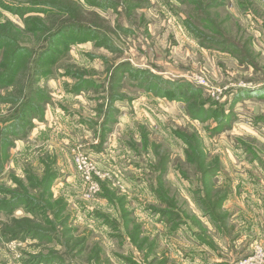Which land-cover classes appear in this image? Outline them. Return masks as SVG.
I'll return each mask as SVG.
<instances>
[{
    "label": "rangeland",
    "instance_id": "obj_1",
    "mask_svg": "<svg viewBox=\"0 0 264 264\" xmlns=\"http://www.w3.org/2000/svg\"><path fill=\"white\" fill-rule=\"evenodd\" d=\"M92 1L0 0V264L264 250V0ZM73 24L93 39L38 64Z\"/></svg>",
    "mask_w": 264,
    "mask_h": 264
},
{
    "label": "trees",
    "instance_id": "obj_2",
    "mask_svg": "<svg viewBox=\"0 0 264 264\" xmlns=\"http://www.w3.org/2000/svg\"><path fill=\"white\" fill-rule=\"evenodd\" d=\"M87 1L90 3V5H92V3H93L92 0H87ZM48 39H49L48 45L46 46V48L44 49V51L40 54V56L38 58V64H40V65L46 64V62H48V61H52L61 52L60 48L66 50V49H68V47H70L74 44H77V43H80L83 41H91L93 39V36H92V30H90V28H85L83 26L80 27L78 24H73V25H68L67 27H65V29H61L58 32H54V34H51ZM7 41L9 42V45L13 44V42H12L13 40L9 36H4V37L0 36V45H5L7 43ZM26 52H27V50L25 48H16L15 50H11L10 61L8 64H5V66L9 65V70H16V68L18 67V64L21 61L20 58L22 56H24V54ZM44 59H45V63H43ZM11 74H13V71H11ZM11 74H8L7 76H5L4 80L9 81V79L11 78L10 77ZM19 118H18V121L20 120ZM19 202L20 201H18L17 204ZM30 202H31L30 200H26L23 203H25V207H27L28 210H30V209L34 210V211H32V213H34V215H38V214L42 215L37 210H40L43 212V210H41L42 208H40L43 205L42 204H36L37 202H35V201H33V203H30ZM11 203H14V202H11ZM16 207L9 205L8 208H10L12 211H14V209ZM41 217H42V218H40L41 222H45L48 220V218L45 216H41ZM23 230L26 232L39 234V232H37L35 230V228H33V227H21V228H16L13 231H9L8 235L10 236V239H12V238L14 239L19 235L20 231H23ZM38 231H40V230H38Z\"/></svg>",
    "mask_w": 264,
    "mask_h": 264
},
{
    "label": "built area",
    "instance_id": "obj_3",
    "mask_svg": "<svg viewBox=\"0 0 264 264\" xmlns=\"http://www.w3.org/2000/svg\"><path fill=\"white\" fill-rule=\"evenodd\" d=\"M75 160L80 164V169L83 170L85 167L88 170L86 182L94 185V188H98L95 182H91V172L94 170L92 168L91 161L88 157H84L82 152H77L75 154ZM84 166V167H83ZM97 175V174H96ZM239 264H264V250L261 248L255 249L254 253L246 259H243Z\"/></svg>",
    "mask_w": 264,
    "mask_h": 264
},
{
    "label": "crops",
    "instance_id": "obj_4",
    "mask_svg": "<svg viewBox=\"0 0 264 264\" xmlns=\"http://www.w3.org/2000/svg\"><path fill=\"white\" fill-rule=\"evenodd\" d=\"M262 203L264 206V199H263ZM259 208H261V207H259ZM253 218L257 219L258 221H260V219H264V209L260 210L259 212H256V214L253 216ZM211 262L215 264V262H213V261H210V260L208 261V263H211Z\"/></svg>",
    "mask_w": 264,
    "mask_h": 264
}]
</instances>
